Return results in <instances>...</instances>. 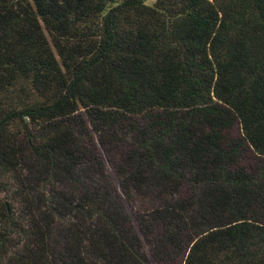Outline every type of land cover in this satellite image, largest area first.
<instances>
[{
	"label": "trees",
	"instance_id": "1",
	"mask_svg": "<svg viewBox=\"0 0 264 264\" xmlns=\"http://www.w3.org/2000/svg\"><path fill=\"white\" fill-rule=\"evenodd\" d=\"M1 191L0 264H264V0H0Z\"/></svg>",
	"mask_w": 264,
	"mask_h": 264
},
{
	"label": "rangeland",
	"instance_id": "2",
	"mask_svg": "<svg viewBox=\"0 0 264 264\" xmlns=\"http://www.w3.org/2000/svg\"><path fill=\"white\" fill-rule=\"evenodd\" d=\"M91 134L93 138H96V136L92 132ZM106 168H107V172L105 173L106 178H107L106 180H108L109 182H112V184L114 185H117L118 182H117L115 174L111 171V168L109 166H107ZM34 188L35 190L33 192L40 193L42 202L48 205L52 202L53 198L55 197L57 199H54V200L60 201V198H58L59 197L58 190L61 188H65V184L63 183V187L62 185L59 186V184L55 183L54 177H51V179H44V181L39 182ZM0 199L7 201L15 211L19 209L20 204L13 198L11 191H1ZM53 215H54V229H57L63 221H66V220L68 221L70 219V217H68L67 214H62L59 209L54 210ZM144 247L146 251H149L146 245H144ZM149 257L151 258L152 264H156L155 261L150 256V254H149Z\"/></svg>",
	"mask_w": 264,
	"mask_h": 264
}]
</instances>
